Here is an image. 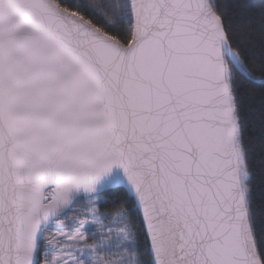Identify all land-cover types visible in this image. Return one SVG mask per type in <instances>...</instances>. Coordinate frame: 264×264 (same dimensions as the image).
Instances as JSON below:
<instances>
[{"label": "snow or ice", "instance_id": "1", "mask_svg": "<svg viewBox=\"0 0 264 264\" xmlns=\"http://www.w3.org/2000/svg\"><path fill=\"white\" fill-rule=\"evenodd\" d=\"M0 264H264V0H0Z\"/></svg>", "mask_w": 264, "mask_h": 264}, {"label": "trees", "instance_id": "2", "mask_svg": "<svg viewBox=\"0 0 264 264\" xmlns=\"http://www.w3.org/2000/svg\"><path fill=\"white\" fill-rule=\"evenodd\" d=\"M257 159L259 157V151L257 150ZM108 200L110 203L106 206V210L110 213L117 212L121 209V201L118 194L110 192L108 193Z\"/></svg>", "mask_w": 264, "mask_h": 264}, {"label": "rangeland", "instance_id": "3", "mask_svg": "<svg viewBox=\"0 0 264 264\" xmlns=\"http://www.w3.org/2000/svg\"><path fill=\"white\" fill-rule=\"evenodd\" d=\"M114 213H115V212H114ZM114 213H113V214H114Z\"/></svg>", "mask_w": 264, "mask_h": 264}]
</instances>
